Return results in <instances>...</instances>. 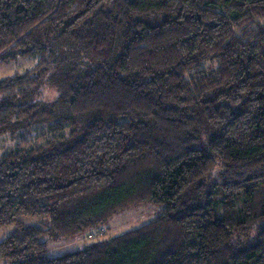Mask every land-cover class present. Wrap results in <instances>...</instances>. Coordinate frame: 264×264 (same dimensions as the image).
Wrapping results in <instances>:
<instances>
[{
    "label": "trees",
    "instance_id": "trees-1",
    "mask_svg": "<svg viewBox=\"0 0 264 264\" xmlns=\"http://www.w3.org/2000/svg\"><path fill=\"white\" fill-rule=\"evenodd\" d=\"M17 58L35 65L0 81V260L264 264V0H0ZM144 203L147 225L48 256L43 237Z\"/></svg>",
    "mask_w": 264,
    "mask_h": 264
},
{
    "label": "rangeland",
    "instance_id": "rangeland-1",
    "mask_svg": "<svg viewBox=\"0 0 264 264\" xmlns=\"http://www.w3.org/2000/svg\"><path fill=\"white\" fill-rule=\"evenodd\" d=\"M35 62L29 59H14L7 63L0 62V81L17 73H22L34 67ZM45 97L53 99L55 93L51 90L45 91ZM16 141L9 136L0 140V154L5 149L14 147ZM162 205L157 203H144L130 207L113 216L101 229L92 232H84L78 236L68 238H42L47 243L49 257H60L67 253L83 250L96 241L106 240L127 233L133 229L147 225L161 211ZM20 221L25 226H44V220L35 217H21ZM14 231V225L0 228V242L10 236ZM0 264H11L6 260H0Z\"/></svg>",
    "mask_w": 264,
    "mask_h": 264
}]
</instances>
